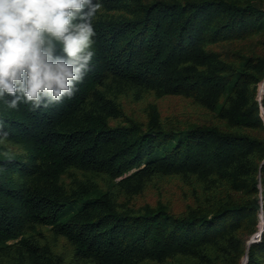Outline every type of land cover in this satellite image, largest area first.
I'll return each mask as SVG.
<instances>
[{"label": "trees", "instance_id": "16d2710c", "mask_svg": "<svg viewBox=\"0 0 264 264\" xmlns=\"http://www.w3.org/2000/svg\"><path fill=\"white\" fill-rule=\"evenodd\" d=\"M101 2L71 100L0 101V264H264V0Z\"/></svg>", "mask_w": 264, "mask_h": 264}, {"label": "clouds", "instance_id": "9594fccd", "mask_svg": "<svg viewBox=\"0 0 264 264\" xmlns=\"http://www.w3.org/2000/svg\"><path fill=\"white\" fill-rule=\"evenodd\" d=\"M101 0H0V101L30 112L71 100L92 70ZM0 119V145L9 132Z\"/></svg>", "mask_w": 264, "mask_h": 264}, {"label": "rangeland", "instance_id": "374dc122", "mask_svg": "<svg viewBox=\"0 0 264 264\" xmlns=\"http://www.w3.org/2000/svg\"><path fill=\"white\" fill-rule=\"evenodd\" d=\"M260 91H263V88H260ZM164 107L167 110H171V111H181L184 109L185 107V103L182 102L181 100H167L164 102ZM264 230V221H263V216L261 217V221H260V225H259V231L257 233L254 234V236L251 238L250 242H255L260 238L261 232ZM247 261V257L245 259V262Z\"/></svg>", "mask_w": 264, "mask_h": 264}]
</instances>
